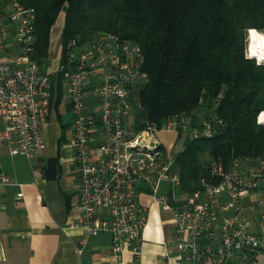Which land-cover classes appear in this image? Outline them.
<instances>
[{
	"label": "built area",
	"instance_id": "1",
	"mask_svg": "<svg viewBox=\"0 0 264 264\" xmlns=\"http://www.w3.org/2000/svg\"><path fill=\"white\" fill-rule=\"evenodd\" d=\"M35 20L33 6L0 3V147L7 144L10 155L24 156L34 173L42 172L52 75L59 73L71 113L77 223L87 236L108 234L115 251L125 243L139 256L148 213L140 197L147 192L172 208L179 264H253L264 253V211L252 230L241 216L242 200L256 193L255 206L264 205V157L234 158L227 167L213 160L211 175L220 179L201 178L203 189L184 195L175 154L157 132H178L187 119L172 117L141 130L133 126L132 92L147 77L141 47L101 32L85 47L72 40L64 62L49 72L32 57ZM8 183L0 160V188ZM80 244L81 254L84 241Z\"/></svg>",
	"mask_w": 264,
	"mask_h": 264
},
{
	"label": "trees",
	"instance_id": "2",
	"mask_svg": "<svg viewBox=\"0 0 264 264\" xmlns=\"http://www.w3.org/2000/svg\"><path fill=\"white\" fill-rule=\"evenodd\" d=\"M35 8V46L42 67L48 64L50 31L64 13L60 63L68 44L93 43L111 32L137 43L147 77L132 92V122L136 129L160 127L184 116L193 136L177 141L174 165L184 195L203 189L201 178L217 182L209 162L227 167L234 158L264 157V62L248 57L245 37L250 28L264 30V0H0ZM60 74L52 75L51 107L61 95ZM212 110L210 133H204L201 110ZM190 120V121H189ZM207 154L209 162L201 161ZM58 157L42 167L47 180L59 175Z\"/></svg>",
	"mask_w": 264,
	"mask_h": 264
},
{
	"label": "crops",
	"instance_id": "3",
	"mask_svg": "<svg viewBox=\"0 0 264 264\" xmlns=\"http://www.w3.org/2000/svg\"><path fill=\"white\" fill-rule=\"evenodd\" d=\"M63 23L64 18L62 27ZM62 27L54 47L50 31L48 59L51 66H46L49 72L55 71L60 61ZM54 100L43 129L48 140L39 160L44 166L49 157H58L60 170L56 179L47 180L42 172L34 173L24 156L9 154L7 144L0 147V160L9 175V183L0 188V264H179L177 247L172 240V208L153 200L147 192L140 197L148 206V213L139 256H134L125 243L115 251L108 234H85L77 223L78 177L70 163L71 113L63 88L57 102ZM169 134H173L174 141L167 139ZM157 136L165 147L171 148L177 132L159 131ZM47 148L49 153L45 156ZM254 198L256 200L257 195L250 200L247 196L243 198L241 216L250 221L252 230H257ZM81 241L84 244L80 254ZM253 264H264V253Z\"/></svg>",
	"mask_w": 264,
	"mask_h": 264
},
{
	"label": "rangeland",
	"instance_id": "4",
	"mask_svg": "<svg viewBox=\"0 0 264 264\" xmlns=\"http://www.w3.org/2000/svg\"><path fill=\"white\" fill-rule=\"evenodd\" d=\"M63 18H64V16H63V13H61L58 17H57V19H56V21H55V23H54V25L52 26V29H51V46L52 47H54V46H56V44H57V42H58V38H59V31H60V28L62 27V20H63ZM251 29V28H250ZM258 30V29H257ZM259 31H261L262 33H264V30H259ZM248 44H249V36H248V31H247V33H246V37H245V52H246V54H247V56L248 57H251L253 54H251L250 53V51H249V46H248ZM54 55V51L51 53V55ZM51 56V57H53L52 58V60L54 59V56ZM61 57V56H60ZM253 57H255L257 60H259L258 59V57L255 55H253ZM261 61V60H260ZM51 61H49V59H48V64L47 65H45V66H51ZM262 111H264V110H262ZM261 112V111H260ZM260 114V113H259ZM198 115H199V117L200 118H202L204 121H205V124L207 123V124H210V122H207V116L208 117H211L212 116V110H209V109H204V110H201L199 113H198ZM207 115V116H206ZM69 117V115L67 114V117H66V119ZM190 121V120H189ZM206 127H207V125H205V128L203 129V132L204 133H209L208 131H206L207 129H206ZM179 131H180V133L182 134V137H185V136H187V135H190V136H193L194 135V133H195V131H191L190 130V128H189V123H187L186 124V126L184 127V128H180L179 129ZM45 131H43V136L45 137L44 138V140H48V137L46 136V134L44 133ZM155 133V132H154ZM151 138H153V140H157V136H151ZM168 140H173V134H169V138H167ZM174 141V140H173ZM46 143V142H45ZM182 145H183V141L182 140H179V141H177V138H176V141L174 142V144L171 146V148H168V149H170L174 154L176 153V152H178L179 150H181V148H182ZM49 150H48V148L44 151V153H43V155H48V152ZM201 161L202 162H204V163H208L210 160H209V156L207 155V154H203V155H201ZM212 166H213V160H211L210 162H209V167H210V174H211V170H212ZM183 193V192H182ZM184 194V193H183ZM257 194L256 193H250L249 195H247V199L248 200H250L249 198H253V196H256ZM258 196V195H257ZM256 198V197H255ZM255 198L252 200V201H254L255 200ZM261 211H264V205H262V206H259V207H255V209H254V214H255V216H256V213H259V212H261ZM255 219H256V217H255Z\"/></svg>",
	"mask_w": 264,
	"mask_h": 264
},
{
	"label": "bare ground",
	"instance_id": "5",
	"mask_svg": "<svg viewBox=\"0 0 264 264\" xmlns=\"http://www.w3.org/2000/svg\"><path fill=\"white\" fill-rule=\"evenodd\" d=\"M248 36L250 53L254 56L256 55L259 60L264 61V33L255 28H251L248 31ZM258 121L264 123V111H261L258 115Z\"/></svg>",
	"mask_w": 264,
	"mask_h": 264
},
{
	"label": "water",
	"instance_id": "6",
	"mask_svg": "<svg viewBox=\"0 0 264 264\" xmlns=\"http://www.w3.org/2000/svg\"><path fill=\"white\" fill-rule=\"evenodd\" d=\"M249 31V30H248ZM258 118V117H257Z\"/></svg>",
	"mask_w": 264,
	"mask_h": 264
},
{
	"label": "clouds",
	"instance_id": "7",
	"mask_svg": "<svg viewBox=\"0 0 264 264\" xmlns=\"http://www.w3.org/2000/svg\"><path fill=\"white\" fill-rule=\"evenodd\" d=\"M250 30V29H249Z\"/></svg>",
	"mask_w": 264,
	"mask_h": 264
}]
</instances>
